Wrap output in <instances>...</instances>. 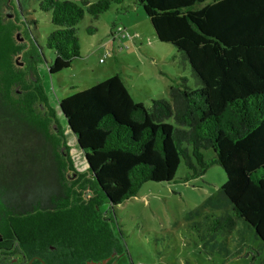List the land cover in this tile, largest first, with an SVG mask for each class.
I'll return each instance as SVG.
<instances>
[{
    "label": "trees",
    "instance_id": "16d2710c",
    "mask_svg": "<svg viewBox=\"0 0 264 264\" xmlns=\"http://www.w3.org/2000/svg\"><path fill=\"white\" fill-rule=\"evenodd\" d=\"M122 2L39 0L38 8L49 12L54 26L44 40L54 52L49 72L67 68L79 57L76 24L84 13L97 19ZM134 2L143 8L156 37L183 53L200 86L170 85L168 99H151L146 107L115 73L61 98L58 106L84 153L90 188L112 207L136 195L145 182L170 181L181 162L186 180L217 164L225 173L220 191L232 215L216 222L232 228L240 220L264 245V0ZM94 31L86 28L89 34ZM2 33L0 201L5 227L18 234L24 247L38 241L81 264L123 253L108 232L101 236L80 230L88 223L84 216L95 214L97 198L88 196L86 187L76 194L63 181L60 162L50 151L57 144L44 134L48 126L54 132L57 127L47 118L43 100L30 96L15 74L9 78L5 57L17 53L9 32ZM11 84L20 86L26 103L9 101L6 88ZM21 140L30 145L24 144L21 159L9 166L6 155L15 154L12 146ZM206 150H211L210 158L204 157ZM22 157L37 171L31 185L26 184L29 173L22 170ZM257 255L252 253L251 264Z\"/></svg>",
    "mask_w": 264,
    "mask_h": 264
},
{
    "label": "rangeland",
    "instance_id": "374dc122",
    "mask_svg": "<svg viewBox=\"0 0 264 264\" xmlns=\"http://www.w3.org/2000/svg\"><path fill=\"white\" fill-rule=\"evenodd\" d=\"M38 2L0 0V33L5 36L9 32L17 59L23 65H16V55L9 52L4 68L11 80L15 78L12 74L22 80L30 96L43 100L47 118L57 127L54 132L48 126L44 134L57 144L54 149L48 147L60 162L65 184L76 194L86 187L88 196L97 198L95 214H88L89 219L84 216L89 224L85 223L80 230L101 236L108 232L114 237L124 253L119 256V264H129L130 260L132 264H251L255 251L258 255L254 264H260L264 245L250 226L240 220L232 228L216 222L232 215L230 203L220 191L225 173L217 164L200 177L186 180L188 171L181 162L170 181L145 182L136 195L112 207L99 197L97 189L90 188L91 176L84 153L58 106L61 98L115 73L133 99L146 107L151 99H168L170 85L196 88L200 83L183 53L156 37L149 18L134 0L112 4L97 19L84 13L76 24L79 57L69 67L50 73L48 67L54 52L46 48L44 40L54 26L49 21V12L41 11ZM87 27H94L95 31L89 34ZM117 27L121 31L117 32ZM14 88L12 84L6 88L8 99L22 104L25 96L20 97ZM24 144L30 145L21 140L12 146L15 154L6 155V164L10 166L14 159H21ZM203 153L205 158L212 156L211 150ZM22 160L25 163L22 170L32 174L25 177L26 184L31 185L37 171L27 158ZM66 174H74L76 180ZM5 226L0 201V230Z\"/></svg>",
    "mask_w": 264,
    "mask_h": 264
},
{
    "label": "flooded vegetation",
    "instance_id": "af4514ba",
    "mask_svg": "<svg viewBox=\"0 0 264 264\" xmlns=\"http://www.w3.org/2000/svg\"><path fill=\"white\" fill-rule=\"evenodd\" d=\"M19 57L18 55L16 58ZM23 65H20L22 67ZM73 174H66L71 178ZM18 234L9 227L0 232V264H81L80 259L66 260L60 255L61 250L54 247L39 245L32 241L29 247L21 245ZM56 250L55 255L53 251ZM59 254V255H58ZM58 255V256H57ZM124 253L113 252L111 255L98 261H85V264H119V256ZM132 264L131 260L130 263Z\"/></svg>",
    "mask_w": 264,
    "mask_h": 264
},
{
    "label": "water",
    "instance_id": "95a60500",
    "mask_svg": "<svg viewBox=\"0 0 264 264\" xmlns=\"http://www.w3.org/2000/svg\"><path fill=\"white\" fill-rule=\"evenodd\" d=\"M15 64L16 65H18V66H20V65H22V62H20V61H18V59L16 58L15 59ZM14 90H15V92H17V93H20V90L18 89V86H15V88H14ZM69 127V126H68ZM70 129V128H69ZM71 131V130H70ZM78 145V144H77ZM74 176V174L72 175V177Z\"/></svg>",
    "mask_w": 264,
    "mask_h": 264
},
{
    "label": "built area",
    "instance_id": "2783aa9c",
    "mask_svg": "<svg viewBox=\"0 0 264 264\" xmlns=\"http://www.w3.org/2000/svg\"><path fill=\"white\" fill-rule=\"evenodd\" d=\"M116 31H117V32H118V31H121V28H120V27H117V30H116ZM106 55H108V52L106 53ZM99 61L102 62V61H103V58H100Z\"/></svg>",
    "mask_w": 264,
    "mask_h": 264
},
{
    "label": "crops",
    "instance_id": "0c3cea01",
    "mask_svg": "<svg viewBox=\"0 0 264 264\" xmlns=\"http://www.w3.org/2000/svg\"><path fill=\"white\" fill-rule=\"evenodd\" d=\"M263 259H264V258L261 259V263H260V264H263V263H262V260H263ZM253 264H254V261H253Z\"/></svg>",
    "mask_w": 264,
    "mask_h": 264
}]
</instances>
